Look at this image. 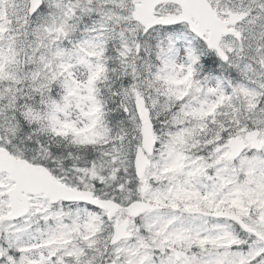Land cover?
I'll list each match as a JSON object with an SVG mask.
<instances>
[{
    "label": "snow or ice",
    "instance_id": "6c2138e0",
    "mask_svg": "<svg viewBox=\"0 0 264 264\" xmlns=\"http://www.w3.org/2000/svg\"><path fill=\"white\" fill-rule=\"evenodd\" d=\"M0 264H264V0H0Z\"/></svg>",
    "mask_w": 264,
    "mask_h": 264
}]
</instances>
